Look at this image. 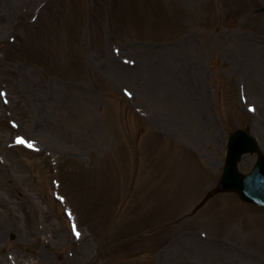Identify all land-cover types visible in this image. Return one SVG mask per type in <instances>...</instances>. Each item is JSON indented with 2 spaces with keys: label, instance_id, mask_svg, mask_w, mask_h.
<instances>
[{
  "label": "rangeland",
  "instance_id": "1",
  "mask_svg": "<svg viewBox=\"0 0 264 264\" xmlns=\"http://www.w3.org/2000/svg\"><path fill=\"white\" fill-rule=\"evenodd\" d=\"M262 9L0 0V264H264V209H198L264 151Z\"/></svg>",
  "mask_w": 264,
  "mask_h": 264
},
{
  "label": "water",
  "instance_id": "2",
  "mask_svg": "<svg viewBox=\"0 0 264 264\" xmlns=\"http://www.w3.org/2000/svg\"><path fill=\"white\" fill-rule=\"evenodd\" d=\"M246 153L258 155L257 164L249 175H243L238 171V163ZM223 192H235L242 200L264 208V153L255 137L243 131H237L230 138L227 160L220 184L208 193L202 205Z\"/></svg>",
  "mask_w": 264,
  "mask_h": 264
},
{
  "label": "snow or ice",
  "instance_id": "3",
  "mask_svg": "<svg viewBox=\"0 0 264 264\" xmlns=\"http://www.w3.org/2000/svg\"><path fill=\"white\" fill-rule=\"evenodd\" d=\"M20 143H23V141H20Z\"/></svg>",
  "mask_w": 264,
  "mask_h": 264
}]
</instances>
